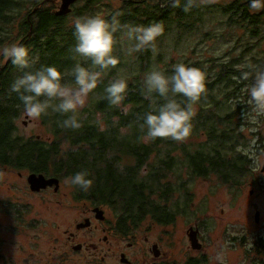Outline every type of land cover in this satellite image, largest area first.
<instances>
[{
  "label": "trees",
  "instance_id": "16d2710c",
  "mask_svg": "<svg viewBox=\"0 0 264 264\" xmlns=\"http://www.w3.org/2000/svg\"><path fill=\"white\" fill-rule=\"evenodd\" d=\"M92 1L85 0L88 3ZM41 2L42 0H0V47L18 42L17 45L29 49L32 63L31 68L24 70L15 68L11 61L0 67V163L30 168L33 172L58 174L64 178H70L81 171L87 172L86 178L93 180V185L88 192H84L72 184L76 198L92 199L120 209L134 223L148 216L158 223L171 222L178 208H189L190 193L185 190L182 180L179 184L172 180L179 173L180 165H185L190 176L208 177L216 174L229 183L234 176L242 178L250 159L244 153H237L240 136L236 128H244L245 124L241 116H238L241 104L234 105L232 99L239 95L238 91L245 82L242 72H250V68H237L240 63L238 57H232L227 62H220L216 58L208 61L213 75L206 79V94L194 106L196 115L191 121L193 128L187 139L200 140L201 144L196 146H189L186 141L177 143L160 138L147 145L141 139L144 133L139 125L143 121L139 117L149 111V101L141 95V88L143 78L150 70L147 64L151 49L140 52L138 60L131 65L132 68L134 64L137 65V74L132 72V77L127 79L128 91L123 101L130 108L127 114L120 108L109 105L107 94L101 92V98L95 107L96 112H101L105 117L104 131H100V123L90 122L91 114L86 119L77 117L82 125L79 129L63 128L60 124L67 116L50 107L41 117L45 122H51L55 135L53 141L47 143L40 138L25 139L16 136L17 120L24 110L18 94L11 91V85L17 77L23 76L27 71H38L44 66H55L63 74L61 82L74 86V78L67 73L74 67L77 59L81 60L84 67L91 65L90 60L84 62L82 58H72L71 49L77 41L74 26H68L70 15H55L47 7L49 3L36 11ZM185 3L186 0H180V7L174 8L170 0H150V8H145L140 3L126 2L118 10L121 13L118 19L122 25L143 24L139 26L147 27L162 23L166 34L174 28L188 30L201 10L197 6L185 13ZM249 5L250 0H237L226 5L221 13L229 16V21L234 26L239 25L250 33L251 39H257L262 35L260 25L264 11L251 13ZM30 6L34 7L27 13V19L21 22L16 32H12L15 17ZM87 12L91 13L89 10ZM80 14L76 18L85 17ZM119 32L114 34L116 42L113 55L119 58L120 63L102 75L98 84L104 89L110 81H114L117 69L127 67L122 65L125 52ZM163 38L157 37L160 40ZM254 61L255 69L262 67L260 63L264 64V59L254 58ZM200 64L202 62L193 67L199 68ZM201 70L205 71L204 68ZM97 90L100 91L99 86ZM221 90L223 97L217 98L215 93ZM119 128L127 129L125 135ZM39 142L49 145L42 146ZM160 144L165 146L163 150L159 149ZM156 152L157 158L152 163V153ZM175 190L182 191V206L171 200ZM256 247L263 257L258 264H264V240L256 243Z\"/></svg>",
  "mask_w": 264,
  "mask_h": 264
},
{
  "label": "rangeland",
  "instance_id": "374dc122",
  "mask_svg": "<svg viewBox=\"0 0 264 264\" xmlns=\"http://www.w3.org/2000/svg\"><path fill=\"white\" fill-rule=\"evenodd\" d=\"M235 1L237 0H216L213 4L200 5L201 12L197 20L189 25L188 30L180 31L174 28L167 34L164 31L161 35L164 37L163 40L156 39L157 50L155 53L151 50L147 68L150 69L149 71L156 68L166 75H171L175 64L183 63L193 67L194 64L202 62L199 68L205 69L206 79H208L210 75H213V70L209 67L208 61L216 58L215 60L219 59L220 62H227L232 57H238L240 63L237 68H250L251 75L250 80H245L238 91L239 95L232 99L234 105L241 104L238 116H241L245 124L244 128H236L240 136L237 145L239 152L237 153L246 154V158L250 159V162L246 164V171L242 178H235L234 176L230 180L231 183L226 182L216 174H210L208 177L190 176L185 165H180L179 173L172 180L175 184H179L182 180L185 190L192 197V204L189 205V208L182 210L178 208L174 222L170 226L162 225L148 216L138 222V227L140 226L143 231H147L148 225L154 222L151 224L152 228L150 227L151 241L160 242L159 238L164 239L165 242L162 246L171 248L172 256H179L186 246L184 224H190L196 215L204 217L207 213L213 214L215 218L225 222V224L218 222L216 225L215 238L220 237L222 229L227 226L234 231L235 237L244 238L246 241L245 243L232 241L231 243L234 245L225 252L219 250L217 245L213 249L215 256L213 263L258 264V261L261 262L263 257H261L259 250L254 252L252 248H257L256 243H261L264 240V116L255 117L252 112L248 88L254 83V58L264 59V17L260 25V34L262 35L258 36L257 39H251L250 33L239 25L234 26V23L229 21V16L221 13L226 5ZM136 2H145V0H131V3ZM59 4L58 2L56 4L49 3L47 7L55 11ZM33 7L23 9L15 17L12 32L18 30V26L27 19V13ZM123 7V0H93L91 3L83 0V2L75 5L74 11L69 17L68 23L70 24L68 26L73 25V20L80 13L85 16L99 14L109 20ZM144 7L150 8V0L149 4L145 3ZM88 10L91 13L88 14ZM250 12L261 13L262 9L259 11L250 9ZM32 19L34 20V18ZM119 36L123 45L122 49L125 52L122 65L127 67L117 69L114 80L124 79L127 82L128 77H132V72L137 74V65L134 64L133 68L131 65L138 60L140 52L129 55L127 48L130 46V42L123 38L122 31L119 32ZM5 62V58L0 55V67ZM260 64L262 67H256V69H264V64ZM139 75L142 76V73ZM98 86L100 91L96 88L89 93L85 107L77 110V117L86 119L91 114V123L98 122L104 126L105 117L101 112H96L95 104L100 100L101 92H105V89L101 88L99 84ZM223 94V90L215 93L217 98H222ZM121 129L119 128V131L125 135L127 129ZM17 130L15 135L25 139L38 137L47 143L55 139L51 122H45L42 117L39 121H32L24 115V110L17 120ZM129 133H131L130 129ZM153 142L146 144L151 145ZM186 142L189 146L201 144V141L196 138L186 140ZM39 144L42 146L49 145L43 142H39ZM158 147L161 150L165 148L163 144ZM156 154L157 152L152 153L153 156L150 159L152 163L157 158ZM0 165L2 166V164ZM1 166L0 168H2ZM5 184L9 185L6 186ZM30 190L26 174L19 177L17 172L9 171L0 178V205L2 206L4 202L17 207L14 209L10 206L8 210L6 207L3 209L4 207L0 206V264H66L67 261H60L54 255L56 242H53V237L55 238L58 232L54 223L59 224V226H66L68 220L61 217V213L57 212H61L62 205L72 204L74 207L73 217H76V211L83 206V203L71 200V197L74 198L76 195L69 178L64 179L59 195L52 191L34 196L32 193L34 191L31 190V192ZM181 193L182 191L175 190L171 199L173 203L179 202L180 206H182L183 199ZM65 197L67 198L65 199ZM57 203L59 204L57 205ZM257 212L260 213L259 223L255 222ZM130 222L134 221L131 220ZM219 242H222V239ZM82 259V255H77L68 264H81Z\"/></svg>",
  "mask_w": 264,
  "mask_h": 264
},
{
  "label": "clouds",
  "instance_id": "9594fccd",
  "mask_svg": "<svg viewBox=\"0 0 264 264\" xmlns=\"http://www.w3.org/2000/svg\"><path fill=\"white\" fill-rule=\"evenodd\" d=\"M216 0H186L183 11L188 13L193 7L215 3ZM172 7H180V0H170ZM250 9L261 10L264 0H250ZM117 12L111 22L101 15L77 17L73 22L76 45L71 49L73 59L82 58L91 61L84 67L77 59L74 67L67 73L74 78V86L62 83L63 74L55 66H44L40 70L27 71L17 77L11 91L16 92L24 106V115L32 121H39L51 107L53 111L67 116L60 126L79 129L82 125L77 118V110L85 107L89 93L97 88L102 75L115 68L120 60L113 55L114 34L123 32V38L130 42L127 53L141 52L151 49L156 52V39L163 35L162 23L150 26L121 24ZM134 43H131L133 42ZM0 55L10 60L19 69H29V49L23 45L12 44L0 48ZM98 69V70H97ZM254 83L248 88L249 104L255 117L264 116V69H255ZM251 73L242 72V78L248 80ZM128 91V83L124 79L110 81L105 88L109 105L120 108L125 114L130 108L123 104ZM206 94V72L198 67H189L183 63L173 66L171 75L153 68L143 78L141 95L149 101V111L139 120L144 133L143 142L156 139H171L177 143L185 142L192 132V119L196 115L195 105ZM43 98V99H41ZM59 101L58 103H53ZM71 113V115H67ZM101 125L100 131H104ZM3 174H0L2 178ZM88 173L81 171L70 177V183L88 192L93 180L87 179Z\"/></svg>",
  "mask_w": 264,
  "mask_h": 264
},
{
  "label": "flooded vegetation",
  "instance_id": "af4514ba",
  "mask_svg": "<svg viewBox=\"0 0 264 264\" xmlns=\"http://www.w3.org/2000/svg\"><path fill=\"white\" fill-rule=\"evenodd\" d=\"M159 1L161 2L162 0ZM57 2L60 3L59 7L54 11V14L57 15L62 4L61 0H42L36 11L47 3L56 4ZM79 2H83V0L76 1L70 6L71 12L68 13L69 15L73 13L75 5ZM123 2H131V0H123ZM136 3L144 6L145 3L149 4V0ZM262 10L264 11V8ZM7 61L4 65L7 64ZM0 164H2V166L0 165L2 167L0 168V174H7L9 171L17 172L19 177H23L26 174L27 183L28 177L32 174H43L46 179L56 178L59 180L58 189L53 185L37 192L30 190L34 193V196L51 193L52 191L57 193V195L61 193V187L65 179L62 175L33 172L30 168H18L15 165ZM71 200L83 203V206L77 209L76 217H73L74 207L72 204H64L61 206V212L57 213H61V217L68 219L66 226H59V224L54 223L58 231L56 237H53V242H56L54 255L60 261H67L66 264L73 261L77 255L83 256L80 261L81 264H214L213 249L217 245L219 250L225 252L234 245L231 243L232 241L246 242L244 238L235 237L233 235L234 231L227 226L222 229L220 237L215 238L216 225L218 222L225 224L224 220L221 221L215 218L213 214L208 213L204 217L196 215L194 221L188 225L184 224L185 249L179 256H172V249L162 246L163 242H165L164 239L159 238L160 242L151 241L150 227L152 228L151 224H154V222L148 225L147 231H143L140 226L138 227V223L130 222L129 218L121 214L120 210L107 204L98 203L87 198L78 199L71 197ZM189 203L192 204V197ZM2 204L3 209L6 207L9 210L10 206L14 209L17 208L4 202ZM222 214L224 215V212ZM69 219H72V221H69ZM173 222L174 219L171 222L160 224L170 226ZM220 239H222V242H219ZM255 250L256 248L253 249V251Z\"/></svg>",
  "mask_w": 264,
  "mask_h": 264
},
{
  "label": "water",
  "instance_id": "95a60500",
  "mask_svg": "<svg viewBox=\"0 0 264 264\" xmlns=\"http://www.w3.org/2000/svg\"><path fill=\"white\" fill-rule=\"evenodd\" d=\"M62 4L60 6V10L57 13L58 16L60 15H66L68 13L71 12V5L73 3H75L76 1L79 0H61ZM9 62V60L7 61V63ZM26 125V123H25ZM28 183L30 186V189L32 191H40L42 189H46L49 186H53L55 185L56 188L58 189L59 187V180L56 178H52V179H46V177L43 174L37 175V174H32L28 177ZM255 222L259 223L260 222V213L257 212L255 215ZM157 255V253H156Z\"/></svg>",
  "mask_w": 264,
  "mask_h": 264
}]
</instances>
